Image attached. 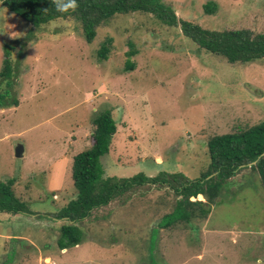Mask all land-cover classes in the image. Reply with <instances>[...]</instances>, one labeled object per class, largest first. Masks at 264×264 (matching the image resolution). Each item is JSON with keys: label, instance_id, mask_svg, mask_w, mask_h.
<instances>
[{"label": "rangeland", "instance_id": "374dc122", "mask_svg": "<svg viewBox=\"0 0 264 264\" xmlns=\"http://www.w3.org/2000/svg\"><path fill=\"white\" fill-rule=\"evenodd\" d=\"M208 1L214 14L203 10ZM162 2L206 30L264 33V0ZM108 38L107 59L98 60ZM4 59L10 77L0 78V99L18 104L0 108V181L14 178L27 213L0 214V264H264V189L250 168L190 224L159 228L177 197L149 185L94 210L76 224L81 243L64 250L57 240L66 220L54 217L76 196L72 158L92 146L100 112L116 123L99 161L103 178L198 179L211 137L264 121V60L229 64L150 14L116 15L87 43L72 18L35 28L0 3V72Z\"/></svg>", "mask_w": 264, "mask_h": 264}, {"label": "trees", "instance_id": "16d2710c", "mask_svg": "<svg viewBox=\"0 0 264 264\" xmlns=\"http://www.w3.org/2000/svg\"><path fill=\"white\" fill-rule=\"evenodd\" d=\"M1 5L32 27L39 28L59 19H74L87 43H91L97 29L121 14L144 13L153 15L160 23L179 26L184 37L207 53L220 56L229 64H250L264 60V33L249 29L222 31L206 30L188 21L179 20L172 7L162 0H78L75 12L60 13L51 0H0ZM216 4L208 1L203 5L206 14H214ZM111 38L106 39L97 51L98 60H106ZM132 56L134 52H129ZM1 79L10 77V64L3 60ZM134 63L127 61L125 71H133ZM0 108L17 106V100L4 103ZM12 104V105H9ZM93 144L76 153L72 158L71 178L76 196L54 217L65 219L60 227L57 247L67 249L81 243L83 233L77 223L89 218L94 210L106 207L125 193L143 185L155 189H166L177 197L172 211L162 217L158 227L170 228L176 224H190L193 219H203L209 214V207L219 197L224 183L238 174L241 169L250 168L259 176L264 189V121L245 130L234 131L211 137L207 144L209 159L207 170L198 179H188L182 173L160 172L153 177L137 174L131 178H103L100 158L109 152L116 131L115 120L110 110L100 112L93 120ZM256 161L252 167L242 165ZM211 176V177H210ZM209 177V179H207ZM14 178L0 181V214L27 213V206L15 197Z\"/></svg>", "mask_w": 264, "mask_h": 264}, {"label": "clouds", "instance_id": "9594fccd", "mask_svg": "<svg viewBox=\"0 0 264 264\" xmlns=\"http://www.w3.org/2000/svg\"><path fill=\"white\" fill-rule=\"evenodd\" d=\"M51 4L60 13L75 12L79 8L78 0H51Z\"/></svg>", "mask_w": 264, "mask_h": 264}, {"label": "water", "instance_id": "95a60500", "mask_svg": "<svg viewBox=\"0 0 264 264\" xmlns=\"http://www.w3.org/2000/svg\"><path fill=\"white\" fill-rule=\"evenodd\" d=\"M22 156H23V148H22V146L19 145L15 149V157L16 158H21ZM262 156H264V152L260 155V157H262ZM255 164H256V161L248 163L247 165H242V166L239 167V169L244 168V167H252ZM207 179H209V177Z\"/></svg>", "mask_w": 264, "mask_h": 264}]
</instances>
